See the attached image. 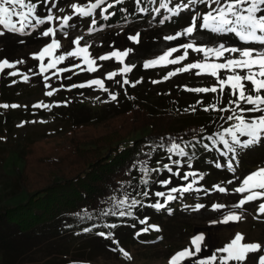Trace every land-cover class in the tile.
I'll return each mask as SVG.
<instances>
[{"label":"rangeland","instance_id":"rangeland-1","mask_svg":"<svg viewBox=\"0 0 264 264\" xmlns=\"http://www.w3.org/2000/svg\"><path fill=\"white\" fill-rule=\"evenodd\" d=\"M93 2L95 0H68L58 9L56 17L62 18L69 15L73 17L72 4L85 5ZM185 5L189 7L190 3ZM205 12L206 10L203 11ZM147 17L150 24L133 29L127 38L139 34L143 40L156 39L155 44L136 47L133 54L124 58L123 64L115 57L106 61L99 60L102 55L118 51L112 46L113 37L109 35V30L92 34L89 30L78 28L69 32L67 37L64 33L57 31L55 38L60 42L61 48L57 49L54 55H65L75 50L74 39L82 38L80 46H89L90 58L97 60L95 65L97 71L95 72L87 71L88 66L83 63L82 57L79 59L67 57L64 62L57 65L56 69H49L41 74L40 62L33 59V56L51 43V40L34 44L23 43L18 42L22 38L20 34H12V40L3 43L1 41L3 35H0V61L6 59L16 64L15 68L0 72V105L9 106L0 107V211L6 207L18 206L29 199V195L19 188L16 180L23 174L24 156L27 148L33 143L38 141L67 142V134L75 125H102L127 109L129 97L132 94L135 100L144 104L153 114L177 113L178 107L191 104H198L200 107L212 101L214 93H195L185 90L186 88L216 85L217 81L210 76H198L195 74L197 70H192L165 79L170 72L203 60L202 54L189 50L188 58L180 64L149 68L144 65L158 59L172 48H180L181 45L192 41H195L197 45L209 47L217 46L221 42L211 40L199 31H195L192 36L176 40L174 43L173 40L165 38L166 34L171 35L173 31L161 28L152 22L156 19L154 15ZM59 25L60 21L56 20L54 27L57 28ZM0 31L4 32V35L10 33L3 26H0ZM123 37L126 35L121 31L117 39L120 40ZM224 44L228 47H237L236 44ZM182 54L183 49L173 53L170 59ZM18 61H23V63H17ZM44 63H49V58L46 57ZM76 64L81 67L73 68V71L69 72L59 71ZM125 66L132 67V71L122 74ZM11 72H16L17 75H9ZM110 72L117 73L111 80L107 79V74ZM24 75L29 77L28 82H24ZM220 75L222 77L226 73L221 72ZM45 76L49 79L45 80ZM93 79L103 80L107 91L96 85L83 88L73 87V85L87 84ZM124 79H127L129 83L123 84ZM153 81H158V83H153ZM46 84L51 87H46ZM132 84H135V87ZM48 91H53L54 94L49 97L45 94ZM112 95H116L115 101L111 99ZM201 101L202 103H199ZM40 103L49 104L52 107L50 110L34 107ZM12 105H18V107H12ZM176 118L178 120L177 129L187 124L183 116L176 115ZM147 134L148 131L134 134L125 142V145L128 146L129 143ZM259 157V162L251 164L250 168L244 172L237 173L231 183L230 178L229 180L228 178L222 179L219 175L215 177V181L222 180L221 187L227 190L225 193L219 192L215 187L202 186L201 192L205 198L202 200L196 199L197 195L192 192H171L173 187L186 186L182 175L177 177L167 170L157 172L155 183L166 180H171V183L167 186L161 183L159 188L153 186L149 196L152 202L164 203L167 208L156 210L145 202L142 208L137 210L136 215L139 219L135 221L138 230L148 229L149 233H152L150 235L137 236L141 232L133 233L131 226L124 223L116 232L118 238L111 239L114 249L109 246V237L86 230L78 233L70 232L56 240L51 237L43 238L33 245L21 241L20 244L24 245L28 254L18 263L170 264L171 258L176 253L192 247L190 241L193 237L203 234L205 236L203 245L207 247L204 248L202 245L203 250L199 256L181 262V264H195V260L209 257L215 249L224 247L237 233H240L244 236L243 242L261 244V250L257 253H249L243 264H258V257L264 255V214L259 213V204L264 203V200L252 201L246 203L243 208H236L235 205L248 194L237 193L235 189L242 186V181L248 174L259 167H264V150ZM222 167L225 168L224 164ZM172 170L173 173L180 171V167H172ZM156 192H164L165 197H157ZM169 194L177 198L167 201L166 196ZM197 205L201 207L197 208ZM216 205L222 207L216 208ZM168 209L172 210L171 213ZM232 212L241 215L243 219L228 224L219 223ZM154 226L160 231H155ZM123 252H127L131 259L125 257ZM230 264H235V262H230Z\"/></svg>","mask_w":264,"mask_h":264},{"label":"trees","instance_id":"trees-1","mask_svg":"<svg viewBox=\"0 0 264 264\" xmlns=\"http://www.w3.org/2000/svg\"><path fill=\"white\" fill-rule=\"evenodd\" d=\"M67 1L54 0L55 7L53 4H49L48 7L56 16L58 9ZM33 2L38 3L37 15L45 18L48 11L44 4L40 0ZM108 2L113 3L114 7L103 14L108 16L107 20L102 18L99 9L96 11L94 30H92V17L74 15L69 21L71 27H66L64 31L69 33L82 28L93 34L109 30V35L113 37L111 39L113 48L121 52L131 50L129 54H133L136 47L156 42L154 38L143 40L139 37L138 43L127 38L133 29L150 24L147 16L154 15L156 19L152 22L161 28L173 31L171 35L166 34L165 38L174 36L176 39L172 42L175 43L176 40L189 36L178 34L191 26L192 19L197 13L202 15L204 10L208 11V8L202 4H190L177 15L172 14L177 7L190 3L189 0H139V3L136 0H123L122 3L108 0ZM164 3L168 4L167 8L161 7ZM54 23L55 21L51 24L38 25L35 29H26L28 34H20L22 38L18 39V42L34 44L50 41L52 37H44L42 32L49 27L55 28ZM201 23L202 21L197 18L196 31L211 40L236 44L235 46L239 48L258 47L252 44L246 45L234 34H211L200 28ZM59 27L60 25L56 29ZM121 31L126 37L119 40L117 36ZM12 34L19 33H6L1 41L5 43L12 40ZM248 87L251 88V85L249 84ZM217 95H214L211 102L200 107L198 104H191L178 107L177 113L153 114L144 104L135 100L132 94L127 109L116 115L114 119L99 126L75 125L67 134V142L38 141L29 146L24 156L23 174L16 180L19 188L29 195V199L18 206L6 207L0 211V264H19L18 262L22 261L28 253L24 245L20 244L21 241L33 245L43 238L51 237L56 240L59 237L63 238L64 234L86 230L90 233H104L103 236L110 238L109 246L114 249L111 239L118 238L116 232L124 223L131 226L133 233L141 232L137 236L152 234L148 229L138 230L135 221H138L139 217L136 214L143 203L155 204L150 199L149 193L153 186L159 188L161 183H155L157 172H150L146 176L141 171L142 167L159 168L163 171L165 170L163 166L169 164L172 167H180L179 172L182 176L187 172L197 173L195 177L184 180V183L186 186L192 183L193 190L190 192L197 195L196 199L202 200L205 199L201 192L202 186L221 187L222 180L215 181L217 175L222 179L230 178V181H233L237 173H242L249 169L251 164L259 162V156L264 150V141L250 149L238 150L239 155L234 159L231 153H227L223 144L213 143L207 139L208 136H212L213 140H217L216 133L236 123L235 120L225 122L219 119L220 115L227 116L228 113L203 111L205 106L217 103ZM228 98L226 89L223 103L217 106L222 107L227 104ZM176 115L186 118L184 120L187 124L180 129L176 127L178 121ZM142 131H148V134L129 143L128 146L125 145L134 134ZM226 139L230 140V137ZM172 143L179 144L188 155L179 157L168 153L167 148ZM175 160L180 161L179 166L172 164ZM229 160H232L235 172L228 169ZM217 164L221 167H217ZM201 176L203 179L200 178ZM145 179L149 180L147 185L143 183ZM145 191L148 192L147 196L143 195ZM125 196L128 197L129 202L132 199L138 201L132 208L125 207L124 211H130L131 215H113L112 205ZM112 197H116V200L114 201ZM113 225L115 227H112Z\"/></svg>","mask_w":264,"mask_h":264},{"label":"snow or ice","instance_id":"snow-or-ice-1","mask_svg":"<svg viewBox=\"0 0 264 264\" xmlns=\"http://www.w3.org/2000/svg\"><path fill=\"white\" fill-rule=\"evenodd\" d=\"M47 8L48 15L45 18H41L37 15L38 3H34L33 0H0V26H3L10 33H19L21 35L28 34L26 29H35L38 25L45 23L51 24L53 21L59 20V29L49 27L42 32L44 37H52L51 43L45 46L38 54L33 56V59L38 60L40 73H45L49 69H56L57 65L64 62L67 57L83 58V63L86 64L87 71H97L96 59L90 58L89 46L81 47V39L76 38L73 41L75 50L67 52L65 55L55 56L54 53L57 49L61 48L60 42L55 38L57 31L64 32V36L67 37L68 33L64 31L66 27H71L69 21L72 20V16L56 17L52 14V9L48 7L49 4H53V0H40ZM123 0H116V3H122ZM139 3V0H136ZM190 4H202L206 5L208 11L202 15L197 13L192 19L191 26L184 29L183 33L178 35H192L197 30L196 20L199 18L202 23L200 28L208 31L211 34H234L240 41L246 45L252 44L258 47H228L224 43H219L217 46L209 47L204 45H197L195 41L183 44L180 48H172L158 59L147 62L144 67H156L166 66L168 64L176 65L186 60L189 55V50L195 53L203 55V60L187 64L184 67L170 72L165 79L177 75L181 72H190L197 70L196 75H207L214 78L217 84L211 87H201L188 89L186 91L195 93H214L217 95V103L210 104L203 108L204 112L214 111L217 113H228L227 116L220 115L219 119L225 122L235 120L236 123L224 128L222 132L216 133L217 140H213L212 136H208L207 139L213 141V143L219 142L227 149V153H231L235 159L239 155V151L247 150L252 147L258 146L264 141V0H189ZM106 5V6H105ZM55 7V4H53ZM114 4L109 3L108 0H95L93 3H87L85 5L72 4L71 8L73 14L78 17H92V30L95 29V13L99 9L101 11L102 18L107 20L108 16L103 15L107 13L110 8H113ZM163 8H167L168 4L161 5ZM188 5L177 7L172 13L177 15L180 11L187 9ZM62 10V9H61ZM114 14V13H113ZM0 35H4V32L0 31ZM129 39L139 42V34L136 36H130ZM168 40L176 39L174 36L166 37ZM183 49V54L177 58L170 59L173 53ZM131 50L126 51H113L109 55H102L99 60L106 61L115 57L120 63H124V58L129 55ZM231 54V55H228ZM238 54V55H236ZM49 58V63L45 64V58ZM17 63H23L18 61ZM16 64L10 63L8 60L0 61V72L5 69L15 68ZM81 67L76 64L72 67L63 68L59 71L69 72L73 71V68ZM132 71V67L125 66L122 69V74H126ZM224 72L226 75L221 77L220 73ZM9 75L15 76L16 72H11ZM117 75L116 72H110L107 74V79H113ZM71 77H69L70 79ZM45 80L49 77L45 76ZM24 82H28L29 77L23 76ZM127 79L123 80V84H128ZM158 83V81H153ZM251 85V88L248 85ZM93 85L98 86L100 89L105 88L103 80L93 79L87 84L73 85V87H91ZM46 87L51 85L46 84ZM135 87V84H132ZM227 89L228 100L227 104L222 107H218V104H222L224 101V93ZM51 97L54 92L48 91L45 93ZM111 99L115 101L116 95H112ZM199 103H202L199 102ZM243 105V106H242ZM0 107L7 108L8 105H0ZM12 107H18V105H12ZM34 107H43L51 109L52 105L49 104H36ZM195 111V108H193ZM226 137H230L226 139ZM245 137L246 139H241ZM207 147V145H205ZM167 152L178 155L179 157H185L188 154L177 143H172L167 148ZM225 153V155L227 154ZM171 160V156H169ZM239 161L237 160V164ZM172 164L179 166L180 161H172ZM189 166L190 163H189ZM221 167L220 164L216 165ZM228 169L235 172L232 160L228 161ZM165 170L173 175L180 177V172H174L172 166L165 164L163 166ZM161 169H149L148 167H142L141 171L147 176L150 172H159ZM197 173L187 172L183 175V180H188L189 177H195ZM203 179V176L200 177ZM145 185L149 183L148 179L143 181ZM163 185L167 186L171 183V180L161 181ZM231 183V181H230ZM217 190L221 193H225L227 190L224 187L216 186ZM193 190V184L188 183L187 186L173 187L171 192L173 193H189ZM198 191V189H197ZM235 192L240 194L247 193L244 199L240 200L235 205L236 208H243L246 203L264 200V167H259L255 171L248 174L242 181V186L237 187ZM143 195L147 196L148 192L145 191ZM157 197H165L164 192H156ZM177 197L174 195H167V201H173ZM115 201L116 197H112ZM138 203L137 200L132 199L129 202L127 196L124 199L112 205V214L125 216L131 215V212L124 211L125 207L132 208ZM151 207L156 210L166 209L167 205L164 203H155ZM201 205H197V208ZM216 208L222 207L216 205ZM171 213V209H168ZM259 213L264 214V203L259 204ZM243 217L235 212L226 215L219 223L228 224L229 222H239ZM112 227H115L113 225ZM147 229H145L146 231ZM155 231H160L158 227L154 226ZM104 235V233H100ZM205 240L203 234H197L190 241L192 247L185 248L176 253L170 260V264H181L185 259L191 260L202 252V245ZM244 236L237 233L235 237L227 243L224 247L215 249L207 258L195 260V264H243L248 258L249 253H257L261 250L260 243H245ZM206 248V245H203ZM123 251V250H121ZM124 256L131 259L127 252H123ZM219 254V255H218ZM258 264H264V255L258 257Z\"/></svg>","mask_w":264,"mask_h":264}]
</instances>
